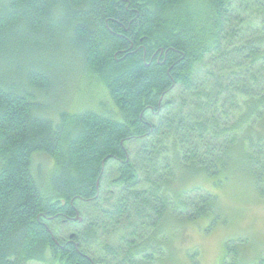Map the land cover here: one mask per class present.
I'll return each instance as SVG.
<instances>
[{
	"label": "trees",
	"instance_id": "obj_1",
	"mask_svg": "<svg viewBox=\"0 0 264 264\" xmlns=\"http://www.w3.org/2000/svg\"><path fill=\"white\" fill-rule=\"evenodd\" d=\"M46 52L77 54L93 108L61 109ZM231 176L264 180V0H0V264H152Z\"/></svg>",
	"mask_w": 264,
	"mask_h": 264
},
{
	"label": "rangeland",
	"instance_id": "obj_2",
	"mask_svg": "<svg viewBox=\"0 0 264 264\" xmlns=\"http://www.w3.org/2000/svg\"><path fill=\"white\" fill-rule=\"evenodd\" d=\"M75 55L77 54L73 52H46L38 59L43 57V60H48L53 73V77L50 74L49 78H54V82L60 80L58 83L61 85L56 93L59 104L62 105L61 109L67 106L68 110L81 111L94 107L90 97L98 92L101 83L91 76H84L81 62ZM37 56L34 55L33 58ZM97 84L99 86H95ZM172 94L175 95L176 92ZM52 100L49 103L50 107L54 108L57 104ZM135 148L137 143L129 148L130 152L133 153ZM35 160L42 162L43 165L48 164L43 158ZM205 181L203 180L204 183ZM255 185L249 177L241 181L232 176L228 182L220 186L212 187L205 183V188L217 196V211L193 219L176 211L171 212L169 223L162 225L165 234L157 236L162 245L155 254H152V264H220L228 241L232 249L241 253L246 263H257L261 256L264 257V180ZM99 192L96 201L91 206H86L84 212L79 214L80 217L86 216V213L93 216L98 212L99 215L101 211L110 209L117 197V190L113 185L103 183ZM80 205L82 204L77 203L79 209ZM54 225V230L59 233L57 235L66 239L73 233L72 231L78 229L77 225H66L62 220H58ZM121 236L123 238L125 234L108 230L105 240L116 244ZM158 241L154 242V250Z\"/></svg>",
	"mask_w": 264,
	"mask_h": 264
}]
</instances>
